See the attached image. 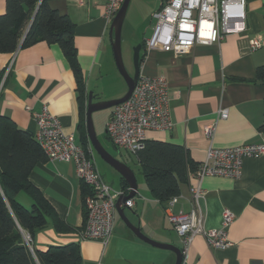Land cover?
<instances>
[{"label":"crops","instance_id":"crops-1","mask_svg":"<svg viewBox=\"0 0 264 264\" xmlns=\"http://www.w3.org/2000/svg\"><path fill=\"white\" fill-rule=\"evenodd\" d=\"M48 1L74 24V43L87 93L93 91L101 100L122 97L128 87L116 68L109 30L112 21L106 16V0ZM165 2L155 0L153 15ZM5 10L6 0H0V15ZM246 12L244 32L227 34L216 43L197 44L181 55L161 49L147 50L146 41L153 35L157 21L149 37L140 41L144 44L140 52V76H166L174 124L171 130L147 129V139L183 146L197 167L211 145L232 147L259 142L264 136L260 128L264 121V82L256 75L257 68L264 65V47L250 48L252 38H264V0H247ZM13 57L12 68L5 75V68ZM45 104L59 117L64 131L74 133L77 143L82 144L79 126L85 114L73 69L61 46L39 41L20 46L13 53L0 52V115L9 116L18 127L35 135L34 113ZM222 107L228 108V118H218ZM112 113L110 108L105 114H99L104 117L105 128ZM214 123L216 130L211 140L204 129ZM131 156L141 167L137 155ZM95 159L105 182L115 190H123L120 173L107 162L109 166ZM242 164L239 177L206 176L201 182L206 191L201 200L206 228L222 226L224 208L236 214L228 229L232 244L211 248L204 236L197 235L188 252L183 254L182 264H264V155L246 158ZM29 179L59 219L69 226L66 232L57 231L54 224L39 231L35 238L38 249L79 242L84 264H99V261L103 264H175L174 252L142 241L121 217H116L114 232L106 247L100 241L81 240L80 232L85 225L84 183L77 176L73 162L48 159L39 162ZM137 183L134 205L125 208L126 215L149 238L182 248V239L168 219L167 202L151 194L146 179ZM197 183L191 177L181 185L175 212L192 209L190 188ZM124 191L129 193V185Z\"/></svg>","mask_w":264,"mask_h":264},{"label":"built area","instance_id":"built-area-1","mask_svg":"<svg viewBox=\"0 0 264 264\" xmlns=\"http://www.w3.org/2000/svg\"><path fill=\"white\" fill-rule=\"evenodd\" d=\"M124 0H106V16L113 20ZM247 0H166L154 15L157 23L151 38L146 41L147 50L161 49L176 55L190 51L197 44L219 42L225 35L247 30ZM264 47V38L254 37L250 48ZM14 57L5 68V75L12 68ZM30 109V107H28ZM228 108L218 111V118H228ZM37 121L35 137L46 153L48 160L73 162L79 179L90 187L85 198L87 219L80 232L81 240H96L104 247L109 243L115 228L117 215L116 202L126 194L115 190L105 182L95 159V150L88 142L84 147L77 143L74 133H66L59 117L53 115L45 104L34 113ZM171 116L169 84L166 76H139L131 96L113 107L107 121V134L118 148L138 155L146 148L147 129L173 128ZM216 123L205 126V135L213 139ZM264 135V132H263ZM259 142L218 148L211 145L205 159L192 173L198 181L191 186L193 207L190 211H174L180 195L167 201L166 211L182 239V252L186 254L197 235L205 237L211 248H226L232 244L228 229L236 214L224 208L222 226L206 228L201 200L206 191L201 182L206 176L239 177L246 158H259L264 155V136ZM190 177V178H191ZM134 198L128 199L125 207L134 205ZM30 245L31 236L25 234ZM182 254V255H183ZM99 264H103L99 261Z\"/></svg>","mask_w":264,"mask_h":264},{"label":"trees","instance_id":"trees-1","mask_svg":"<svg viewBox=\"0 0 264 264\" xmlns=\"http://www.w3.org/2000/svg\"><path fill=\"white\" fill-rule=\"evenodd\" d=\"M39 41L58 43L71 64L85 114L79 126L80 145L86 147L88 93L74 43L73 22L51 7L48 0H6L5 13L0 15V52L13 53L20 46ZM256 75L264 80V65L257 68ZM260 128L264 132V121ZM40 146L31 131L18 127L9 116L0 115V264H84L79 242L50 245L46 250L35 245L37 233L50 224L59 232L69 230L29 179L34 167L48 159ZM137 158L151 194L161 202L179 195L181 185L198 168L183 146L163 141L147 140ZM127 186L124 180L123 190ZM22 192L32 201L30 209L18 200ZM89 193L90 187L84 183L85 222V198ZM25 234L31 236L30 245Z\"/></svg>","mask_w":264,"mask_h":264},{"label":"water","instance_id":"water-1","mask_svg":"<svg viewBox=\"0 0 264 264\" xmlns=\"http://www.w3.org/2000/svg\"><path fill=\"white\" fill-rule=\"evenodd\" d=\"M131 0H124L122 6L119 11L115 15L111 23L110 36L112 40V48L114 53V58L116 65L121 73V75L125 78L128 86L127 92L120 97L110 100H101L98 98L93 91H89L87 94V110H86V127L89 141L91 142L94 150L105 160L110 166H112L117 172L120 173L122 178L129 185V193L121 195L116 202V210L119 216L124 220L127 226L134 232L136 236H138L142 241L151 244L152 246H156L157 248L166 249L174 252L176 254V262L175 264H182L184 255L182 252V248L174 243L167 242H159L154 239L149 238L147 235L143 233L139 225L134 224V222L129 219L125 213L124 203L131 198H134L137 193L138 183L137 177L132 169V167L123 159L118 158L117 156H113V154L104 146L100 139L97 136L93 114L96 111L109 109L115 107V105L121 104L126 101L131 94L133 93L135 86L137 84L138 78L140 76V63H141V50L143 48V43H139L134 51V63H135V72L131 75L125 66L123 53H122V29L125 20V16L128 11V7ZM260 82H264L261 80ZM107 132V130H106Z\"/></svg>","mask_w":264,"mask_h":264},{"label":"rangeland","instance_id":"rangeland-1","mask_svg":"<svg viewBox=\"0 0 264 264\" xmlns=\"http://www.w3.org/2000/svg\"><path fill=\"white\" fill-rule=\"evenodd\" d=\"M153 4H155V0H131L127 14L125 16L122 29V55L126 69L131 75H133L135 72V48L140 43V41H143L149 37L151 29L157 21L152 13V7H155L153 6ZM136 5L137 8H135ZM119 74L121 80L124 81V84L127 86V82L126 80H124L125 78L121 75L120 72ZM106 112H108V109L96 111L93 114L95 130L98 138L100 139V142L104 144V146L113 154V156L115 155L118 158L125 160L132 167L136 174L137 181H144L145 177L142 174L135 157L131 156V154L127 150L116 147L109 140L108 135L106 134L104 117L103 115L99 116V114H105ZM95 157L100 160V162L106 164V166H109L96 151ZM18 200L25 207L29 209L32 207V201L30 198H28V195L25 192L19 194ZM116 217L120 218L118 213Z\"/></svg>","mask_w":264,"mask_h":264}]
</instances>
